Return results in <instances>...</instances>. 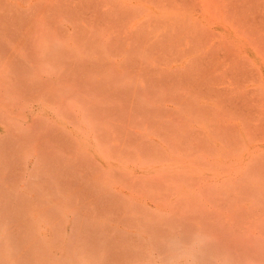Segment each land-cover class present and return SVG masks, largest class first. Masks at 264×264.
<instances>
[{"label":"rangeland","instance_id":"obj_1","mask_svg":"<svg viewBox=\"0 0 264 264\" xmlns=\"http://www.w3.org/2000/svg\"><path fill=\"white\" fill-rule=\"evenodd\" d=\"M197 229L264 264V0H0V263Z\"/></svg>","mask_w":264,"mask_h":264},{"label":"clouds","instance_id":"obj_2","mask_svg":"<svg viewBox=\"0 0 264 264\" xmlns=\"http://www.w3.org/2000/svg\"><path fill=\"white\" fill-rule=\"evenodd\" d=\"M214 237L203 229L187 235L179 230L170 231L161 239V264H203L207 258L211 264H227L223 255L210 256Z\"/></svg>","mask_w":264,"mask_h":264},{"label":"bare ground","instance_id":"obj_3","mask_svg":"<svg viewBox=\"0 0 264 264\" xmlns=\"http://www.w3.org/2000/svg\"><path fill=\"white\" fill-rule=\"evenodd\" d=\"M1 252H3V251H1ZM1 264V263H0Z\"/></svg>","mask_w":264,"mask_h":264}]
</instances>
